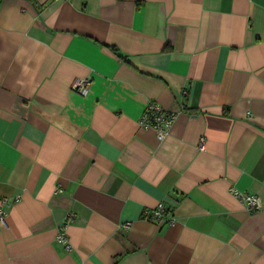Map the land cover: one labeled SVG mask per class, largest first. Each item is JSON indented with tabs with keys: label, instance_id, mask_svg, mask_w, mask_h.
I'll list each match as a JSON object with an SVG mask.
<instances>
[{
	"label": "crops",
	"instance_id": "1",
	"mask_svg": "<svg viewBox=\"0 0 264 264\" xmlns=\"http://www.w3.org/2000/svg\"><path fill=\"white\" fill-rule=\"evenodd\" d=\"M2 197L0 264H264V0H0Z\"/></svg>",
	"mask_w": 264,
	"mask_h": 264
},
{
	"label": "built area",
	"instance_id": "2",
	"mask_svg": "<svg viewBox=\"0 0 264 264\" xmlns=\"http://www.w3.org/2000/svg\"><path fill=\"white\" fill-rule=\"evenodd\" d=\"M88 79L87 77L77 78L72 83V88L77 92L84 94L87 91ZM175 118V113L167 111L162 105L157 102H151L146 107V109L141 114L139 122L142 125L152 127L157 137L163 138L169 131V128ZM200 148L203 146V139H200ZM231 192L249 209V210H258L261 208L259 198L254 193H249L247 191H242L236 188H231ZM8 203L5 197L0 199V225L6 223V214L7 210L5 205ZM145 217L157 221L160 223L168 222L172 223L174 221L173 217H168L166 212V207L163 203L159 202L154 208L146 209ZM66 224H63L59 228L57 239L63 243L67 248H69L67 233H66Z\"/></svg>",
	"mask_w": 264,
	"mask_h": 264
},
{
	"label": "trees",
	"instance_id": "3",
	"mask_svg": "<svg viewBox=\"0 0 264 264\" xmlns=\"http://www.w3.org/2000/svg\"><path fill=\"white\" fill-rule=\"evenodd\" d=\"M115 263V262H114Z\"/></svg>",
	"mask_w": 264,
	"mask_h": 264
}]
</instances>
